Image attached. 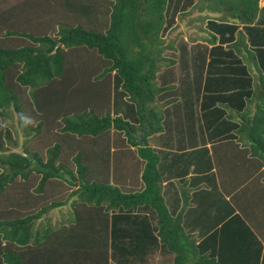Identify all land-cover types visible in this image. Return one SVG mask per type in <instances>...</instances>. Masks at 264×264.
I'll list each match as a JSON object with an SVG mask.
<instances>
[{
    "label": "trees",
    "instance_id": "16d2710c",
    "mask_svg": "<svg viewBox=\"0 0 264 264\" xmlns=\"http://www.w3.org/2000/svg\"><path fill=\"white\" fill-rule=\"evenodd\" d=\"M98 2L18 0L0 9V196L33 173L36 191L58 178L75 186L63 200L0 218V264H221L228 249L216 248L214 238L232 224L243 226L235 231L240 240L256 245L248 255L259 264L264 246L237 213L197 245L189 240L165 204L150 139L161 143L157 133L166 130L171 144L176 138L187 148L185 137L194 146L239 138L264 163V6L259 0H105L108 8L98 13ZM190 8L208 11L201 18L204 37L166 42L177 15ZM48 19L58 21L52 32L43 30ZM94 19L106 24L103 30L83 25ZM28 107L41 116L34 125L23 116ZM13 110L26 136L44 126L60 136L46 147V158L3 144ZM111 129L143 160L140 191L122 192L101 172L112 156L104 140ZM196 129L202 131L193 140ZM73 136L82 141H69ZM64 146L82 147L71 157L74 167ZM91 155L93 166L85 160ZM63 207L68 215L52 221L49 214ZM206 242H212L208 254Z\"/></svg>",
    "mask_w": 264,
    "mask_h": 264
},
{
    "label": "crops",
    "instance_id": "0c3cea01",
    "mask_svg": "<svg viewBox=\"0 0 264 264\" xmlns=\"http://www.w3.org/2000/svg\"><path fill=\"white\" fill-rule=\"evenodd\" d=\"M96 21L97 19H94L92 22ZM253 110L254 108H251V111ZM234 120L239 121L238 116L235 115ZM165 131L157 133L161 134V143L154 145L153 138L150 143L158 150L157 168L161 172V192L167 209L177 216L189 240L197 245L209 237L231 214L237 213L264 246V214L254 219L250 212L253 204L259 209L264 208V163L259 153L251 151L245 140L239 138H223L207 141L204 146H194L191 139L185 137L187 148L178 147L175 144L176 138L171 144ZM201 131L196 129L189 134H192L195 140L194 137L198 138ZM208 132L204 129L206 139ZM127 146L128 148L117 150L111 148V160L101 165L100 169L101 172H109L108 182L122 192H137L143 186V160L137 155L135 146ZM201 147L206 149L203 151ZM244 168H247L249 173H245ZM251 197L255 199L253 204ZM241 230H244L241 224H232L231 227L223 229L222 236L216 235L214 238L216 248L219 245L228 249L224 263L221 264H255V260L248 254L252 246L255 249L256 245L247 246L240 240L236 232ZM206 243L208 254L212 242ZM258 262L264 264V258L261 260L260 257Z\"/></svg>",
    "mask_w": 264,
    "mask_h": 264
},
{
    "label": "rangeland",
    "instance_id": "374dc122",
    "mask_svg": "<svg viewBox=\"0 0 264 264\" xmlns=\"http://www.w3.org/2000/svg\"><path fill=\"white\" fill-rule=\"evenodd\" d=\"M18 0H4L0 2V9L2 7H7L8 5H12ZM58 0H56L57 2ZM97 11L98 13H103L105 9H107V3L105 0H99ZM101 3V4H100ZM259 6H264V0H259ZM61 7V5L59 6ZM63 14L59 9L56 10V13ZM208 11L199 10V8H190L187 12L181 13L176 17V25L172 30L168 32L165 41L172 42L176 44L179 38H186L189 41L190 35H194L195 39L204 37V20L202 17L206 16ZM65 16V12H64ZM103 16V15H102ZM101 16V17H102ZM66 17V16H65ZM100 17V18H101ZM67 20H72L71 17L67 16ZM99 18V19H100ZM97 19L96 23H91L86 25V22H83L84 26L93 27L95 29L103 30L105 25L100 26V20ZM51 23L49 28H43L44 31L52 32L56 27V19H48ZM88 23V22H87ZM31 27V26H30ZM35 28V27H34ZM28 29V28H27ZM21 41L20 37H15V42ZM171 51H168L170 54ZM23 116L28 120L30 125H34L37 119L41 118L39 114H37L31 107L26 108L24 110ZM11 118H6L5 124H3L6 129H8L10 133V137L2 136V142L6 145L8 150H15L22 152L23 147L28 148L29 150H36L42 156L46 158L47 152L46 147L51 146L55 141L60 140V136L57 135L54 129L47 128L44 126L37 136H26L23 130V124L18 121L19 114L16 111H12L10 113ZM5 128H3V134L5 133ZM109 139H104L106 142H109V149L114 148L117 150L118 148H128L126 143L125 135L122 132L112 130L108 135ZM78 140L82 139L77 136H73L69 141L78 142ZM84 141V139H83ZM78 149H82L81 146L78 148L67 147L64 146L63 149V157L66 162L74 167V163L72 162V155ZM8 150H5L8 152ZM115 151H113L114 154ZM87 163H92L91 166L96 163V157L91 155L89 158H85ZM241 169V168H240ZM245 173H249L247 168H244ZM39 175L31 174L30 177L26 180L16 178L14 182L6 187L4 194L0 196V218L12 217V216H21L29 212H33L38 210L42 205L48 204L52 200H63L65 197L70 194V191L75 188V186H69L65 182L61 181V179H54L49 181L42 191H36V186L38 183ZM255 199L251 197L250 201L253 204ZM67 207L57 208L53 210L49 217L52 221L57 219H64L66 215H68ZM249 211V210H248ZM251 216L256 219L259 215L264 214V208L253 207L250 208ZM69 217V216H68ZM68 219V218H67Z\"/></svg>",
    "mask_w": 264,
    "mask_h": 264
},
{
    "label": "water",
    "instance_id": "95a60500",
    "mask_svg": "<svg viewBox=\"0 0 264 264\" xmlns=\"http://www.w3.org/2000/svg\"><path fill=\"white\" fill-rule=\"evenodd\" d=\"M140 136H142V134H140Z\"/></svg>",
    "mask_w": 264,
    "mask_h": 264
}]
</instances>
